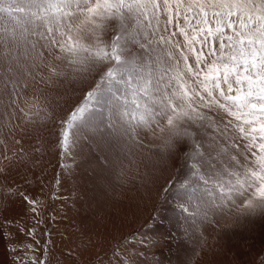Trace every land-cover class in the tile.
I'll list each match as a JSON object with an SVG mask.
<instances>
[{
  "label": "snow or ice",
  "instance_id": "1",
  "mask_svg": "<svg viewBox=\"0 0 264 264\" xmlns=\"http://www.w3.org/2000/svg\"><path fill=\"white\" fill-rule=\"evenodd\" d=\"M21 58L52 86L106 66L60 121L65 151L70 131L79 141L90 126L89 142L101 126L141 148L150 134L165 153L187 141V173L173 192L186 221L264 214V0H0V61ZM21 99L24 116L39 115L38 96L13 103ZM170 238L137 243L156 248ZM119 264L136 261L125 253Z\"/></svg>",
  "mask_w": 264,
  "mask_h": 264
},
{
  "label": "rangeland",
  "instance_id": "2",
  "mask_svg": "<svg viewBox=\"0 0 264 264\" xmlns=\"http://www.w3.org/2000/svg\"><path fill=\"white\" fill-rule=\"evenodd\" d=\"M103 70L52 86L39 83L31 60L0 61V264H119L125 253L136 264H264V214L217 213L197 227L177 208L187 141L165 153L150 134L141 148L101 126L89 142L82 137L92 136L90 126L79 141L71 130L65 151L60 121L84 103ZM17 95L38 96L39 115L24 116ZM159 233L171 238L156 248L137 243Z\"/></svg>",
  "mask_w": 264,
  "mask_h": 264
},
{
  "label": "bare ground",
  "instance_id": "3",
  "mask_svg": "<svg viewBox=\"0 0 264 264\" xmlns=\"http://www.w3.org/2000/svg\"><path fill=\"white\" fill-rule=\"evenodd\" d=\"M16 112V111H15ZM12 117V116H11ZM22 117V116H21ZM24 118V117H23ZM12 119H13V117H12ZM17 125V124H16ZM1 157V156H0Z\"/></svg>",
  "mask_w": 264,
  "mask_h": 264
}]
</instances>
